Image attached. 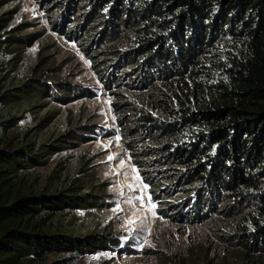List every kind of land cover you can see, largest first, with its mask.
<instances>
[{"label": "trees", "instance_id": "trees-1", "mask_svg": "<svg viewBox=\"0 0 264 264\" xmlns=\"http://www.w3.org/2000/svg\"><path fill=\"white\" fill-rule=\"evenodd\" d=\"M34 1L53 37L11 27L17 0H0V264H69L116 240L67 219L108 203L83 162L79 177L67 162L36 171L103 132L78 118L41 135L49 103L96 98L59 67V43L90 61L159 217L233 229L217 252L187 249L164 264H264V0ZM40 41L48 45L19 79ZM30 113L38 125L23 131Z\"/></svg>", "mask_w": 264, "mask_h": 264}, {"label": "rangeland", "instance_id": "rangeland-1", "mask_svg": "<svg viewBox=\"0 0 264 264\" xmlns=\"http://www.w3.org/2000/svg\"><path fill=\"white\" fill-rule=\"evenodd\" d=\"M20 24H25L27 32H46L47 36L53 37L45 13L34 0H17V15L10 26ZM66 25L70 26L69 21ZM44 44L48 45L40 41L28 51L16 72L19 79L29 74ZM54 57L59 67L64 69V73L70 75V82L92 88L96 92V98L81 99L66 107L49 103L41 109V114L53 116V121L41 135L44 136L48 132L59 134L67 129L70 121L75 123L78 118L95 124L103 132L94 135L92 141L79 145L73 152L55 156L49 165L36 171L40 170L45 177L52 167L58 168L63 162H67L72 167V173L79 177L81 175L77 173L78 166L83 162L85 167L93 172L95 182L103 183L105 193L108 194L105 198L108 203L105 209L89 213L79 210L68 215L67 219L76 214L71 222L80 233H110L115 235L116 239L109 237L114 242L107 251L97 250L95 253L81 255L69 264H164L167 257L175 258L187 249L199 251L201 248H207L209 252L215 253L220 246L233 242L225 241L230 239L229 235L233 233V229L220 231L219 229L223 228L221 224L188 225L182 222L172 223L159 217L157 209L161 204L152 199L148 185L142 181L130 161L128 152L120 143L117 120L111 110L112 100L103 96V89L93 74L90 61L75 43H59L55 47ZM37 125V119L30 113L23 116L20 128L24 131ZM105 132L113 133L106 136ZM110 156L113 159H109ZM121 162L124 167H121ZM137 175L143 183L135 191L130 190L128 185L140 183L135 180ZM143 185H147V188ZM138 196H142L143 200L135 199ZM129 198H133L131 203L128 202ZM151 251L154 256L147 255ZM62 258L66 256H50L45 264Z\"/></svg>", "mask_w": 264, "mask_h": 264}, {"label": "snow or ice", "instance_id": "snow-or-ice-1", "mask_svg": "<svg viewBox=\"0 0 264 264\" xmlns=\"http://www.w3.org/2000/svg\"><path fill=\"white\" fill-rule=\"evenodd\" d=\"M109 159H113V157L110 156ZM121 167H124L123 162H121ZM135 180L140 181V183H139V184H136V185H128V187H129L130 190L135 191L137 188L140 187V184L143 183V182L140 180V177H139L138 175L135 177ZM143 187L146 189V188H147V185H143ZM132 199H133V198H129L128 202L131 203ZM135 199H139V200L142 201V200H143V197H142V196H138V197H135ZM148 199H149V201L151 200L150 197H149ZM152 207L154 208L155 205L153 204ZM153 214H154V213H153ZM129 223H132V221H129Z\"/></svg>", "mask_w": 264, "mask_h": 264}]
</instances>
